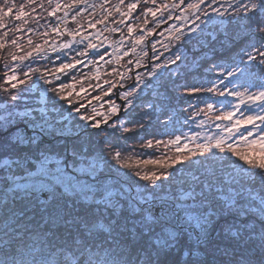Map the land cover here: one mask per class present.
<instances>
[{
    "label": "snow or ice",
    "instance_id": "obj_1",
    "mask_svg": "<svg viewBox=\"0 0 264 264\" xmlns=\"http://www.w3.org/2000/svg\"><path fill=\"white\" fill-rule=\"evenodd\" d=\"M48 2L51 4V0ZM85 2L73 0V6ZM140 2L128 3L126 12L119 5L114 9L121 16L119 24H126L128 33L135 26L126 22ZM155 2L152 0L153 5ZM27 3L32 6L37 0ZM218 4L219 0H198L188 7L202 11L196 21L210 22L213 13L221 19L225 15L230 19L238 17V24L240 20L246 21L247 35L264 38V0H238L227 7ZM201 5L205 7L201 9ZM59 8L57 0L51 15L55 16ZM14 9L16 21L29 16L25 4L17 7L14 0H4L0 6V28L5 27L4 18L11 16ZM32 11L35 12V7ZM158 11L160 8L155 7L139 9L136 19L156 17ZM76 15H80L79 10ZM109 15L111 12L105 13L103 20L89 22L88 27L104 23ZM20 30L17 25L16 31ZM119 30L118 25L115 31ZM99 35L96 34V43L88 40L84 44L87 37L78 42L84 45L83 50L72 51L79 59L59 63L54 72L45 67L52 79L43 74L38 78L52 86L38 89L35 98H26L23 111H16L18 105L11 102L24 97V85L31 91V85L35 84L32 77L40 72L24 62L34 58V53L44 58L49 50H57L54 46L46 49L36 44L23 56H11L15 67L4 65L12 74L0 76V81L10 85L3 89L8 93L9 107L0 116V264H264V187L259 191L249 187L251 179L264 176V78L255 76L249 67L257 64L264 69V40L259 47L248 44L247 49L240 48L230 63H214L209 67V71H218L221 77L228 78V83L240 81L244 93L236 87L227 89L223 79L220 84L208 81L211 86L207 88H189L186 80H182V73L188 67L198 71L209 50L215 59L216 45L231 51L237 43L235 36L218 31L204 35L201 23L194 21L191 28L177 32L175 43L169 41L171 46H163L164 52L157 48L159 41L151 43L149 63L143 67L152 79L146 80L137 71L131 88L119 94L120 104L110 98L116 83L105 80L103 83L108 87L103 90L99 82L94 85L89 82L90 88L101 89L103 97H108L105 102L109 110L103 113L92 106L91 100L85 103L89 92L83 85L75 92L74 83L63 81L68 70L78 65L82 68L89 50L99 61L108 63L107 48L99 41ZM143 41L141 35L136 43ZM11 43L17 45L15 39ZM62 47L68 49L70 45ZM61 59L57 55L56 60ZM141 67L136 61L135 68ZM112 72L116 73L117 68L113 67ZM80 74L86 78V74ZM120 79L123 80L122 75ZM69 80L74 81L75 76ZM141 82L143 87L153 85L161 108L170 102V94L185 97L203 92L225 97L218 103L229 110H220L215 119L228 123L217 124L221 132L199 143L198 134L191 138L176 135L168 141L175 147V155L163 159L149 156L141 161L144 165L157 166L158 171L139 168L133 171L123 163L124 152L139 147L141 151L137 155L145 156L146 149L159 148L164 142L138 137L140 144L125 143L117 148L109 133L105 132V137L98 141L89 129L104 131L102 125H105L112 131L120 128L122 133L145 131V124L125 127L124 123L131 117L117 116L130 110L135 114V100L143 91L139 87ZM103 97L93 99L102 101ZM227 97H236L238 103L232 104ZM204 103L208 111L215 110L214 104ZM100 107L103 108L102 103ZM147 108L155 113L157 104L150 103ZM237 113L239 118L234 119ZM144 115L148 117L150 113ZM114 116L123 122L110 123ZM241 126H245L243 132ZM237 143H242L246 150L241 151L235 146ZM251 152L259 155L250 158Z\"/></svg>",
    "mask_w": 264,
    "mask_h": 264
},
{
    "label": "trees",
    "instance_id": "obj_2",
    "mask_svg": "<svg viewBox=\"0 0 264 264\" xmlns=\"http://www.w3.org/2000/svg\"><path fill=\"white\" fill-rule=\"evenodd\" d=\"M14 2L17 7L21 3L25 4V11L29 12V16L22 18L20 21H16L14 17L16 9H14L11 16L4 18L5 27L0 28V37H4L3 40H0V44L3 45V47H0V76L12 74L4 65L9 64L15 67V62L11 60L13 54L16 56H23L26 52L32 51L36 44H42L46 49H50L54 46L57 50L56 52L49 50L44 58L34 53V58H29L28 61L24 62L25 64H30L33 68H39L40 72L32 77V79L35 80V84L31 85V91H27V84L24 85L23 87L26 89L24 97L19 101L11 102L18 105L15 109L16 111H23L25 99L38 96V89L43 90L44 88L52 86L44 84V82L38 78L39 75L43 74L47 76L49 80L52 79L45 71V67L54 72L59 63L72 62L73 59L80 58L75 56L72 50H83L84 45L78 42L84 37H87L84 44H87L88 40L96 43L98 42L96 40V34H100L99 41H102L107 48L105 61H108V63L99 61L98 57L92 55L91 50H89V56L84 58L82 68L78 65L76 69L68 70V75L63 77V81L65 83H74L75 92H79L80 87L83 85L89 92V95L85 99V103L91 100L92 106H94L97 111L103 113L109 110V105L105 102L108 100V97H103L101 89L93 90L90 88L89 82L93 85L99 82L103 90H107L108 87L107 84L103 83L105 80L110 83H116L117 87L113 89L110 98L115 103L120 104L121 99L119 94L131 88L137 71L142 72L146 80L152 79L147 76V69L143 67V65L149 63V57L152 53L151 43L154 40L159 41L157 48L160 52H164L163 46L169 45V41L175 43L174 36L177 32L186 31L188 28H191L194 21L196 23H201L204 28V35L210 33L215 34L218 31L221 34L235 36L237 43L232 47L231 51L221 49L219 45H216L215 59H213V52L209 50L206 59L201 64L198 71L194 72L191 67H188L186 71L182 73V80H186L189 88L193 86L207 88L211 86L207 83L208 81H214L220 84V80L223 79L227 89L232 90L236 87L237 91L244 93V88L239 87L240 81H236L234 84L228 83V78L221 77L218 71H209V67L214 63H230V58H233L235 52L240 48L247 49L248 44H255L259 47L262 40H264V38L258 34L247 35L244 30L246 21L240 20L238 24L236 22L237 19H239L238 17L230 19L228 15H225L223 19H221L213 13V18L210 22L196 21V16H202V11L197 12L195 9L189 8L188 4L198 3V0H184V2H182V0H156L155 5L152 4V0H141L137 10L133 12L132 17L128 18L126 22L135 26L132 33L127 32L126 24H119L121 16L119 13H116L114 9L119 5L121 11L126 12V5L135 2V0H124V4H120V0H108V3H105V0H86L85 3H81L77 6H73V0H59L60 8L55 16H52L51 12L53 7L56 6L57 0H51V4H49L48 0H37V3L32 6L28 5L27 0H14ZM235 3H238V0H219L217 6L224 5V7H227ZM41 4L43 7L39 6ZM3 5L4 0H0V6ZM66 5L68 7H66ZM101 5H104V7L102 8ZM162 5H167V8H162ZM32 7H35V12L32 11ZM145 7L160 8V11L157 12L156 17L148 15L147 17L141 16L139 19H136V13L139 9ZM204 7V5H201V9ZM84 9H87V11H84ZM78 10L80 11V15H76ZM107 12H111V15L104 20V23H96L95 28L88 27L89 22L103 20ZM73 17H75V19H73ZM177 17H179V19ZM25 19L27 23L24 22ZM145 20L147 23L144 22ZM157 20H162L164 22L157 24ZM17 25L21 27L20 31H16ZM118 25L120 30L115 31ZM29 28L33 30L28 31ZM53 28H58L59 31L54 32L52 31ZM173 29L177 31H173ZM5 32H8L7 36H5ZM13 33L15 34L13 35ZM45 33L47 35H44ZM141 35L144 36V41L137 44L136 41ZM13 39L17 41V45L15 46L11 43ZM29 40H31V44H29ZM45 41H47V43H45ZM65 44L70 45V48L66 49L62 47ZM98 51L103 52L104 49H98ZM125 52H128L127 56L124 55ZM57 55H60L62 59L56 60ZM118 57L120 58L119 61L117 60ZM129 61H131V63H129ZM136 61H139L142 65L140 69L135 68ZM113 67L117 68L116 73L112 72ZM249 67L250 71L255 76L264 78V69H262L261 66L252 64ZM97 68H99V72H97ZM129 69H131V71H129ZM175 70V66H173V71ZM81 72L86 74V78L81 77ZM73 75L75 76V80H69V77ZM121 75L123 76V80L120 79ZM97 76H99V81H97ZM55 83L59 82L57 81ZM5 87L10 88V85L0 81V113L3 109L6 110L9 107L8 93L3 91ZM17 87L20 88L21 86L18 84ZM139 87H143V82L139 84ZM95 96L103 97L102 101L93 99ZM243 98L246 100L247 96L244 95ZM224 99L225 97H218L215 94L203 92L197 93L194 96L185 97H174L170 94V102L166 103L164 107L161 108L155 92L153 91V85L149 84L148 87H143V91L139 93V96L135 100V114H133V110H130L127 114L123 111L117 114L119 117H125L126 115L131 117L128 123H124L125 127H134L139 123H143L145 124V131L122 133L120 128L112 131L105 125H102L104 131L93 129H89V131L92 132L98 141L105 137V132L109 133L117 148H122L125 143L129 146L140 144L141 141L138 137L153 139L154 141L156 139L163 141L164 143L159 148L146 149L145 151L148 155L145 156L137 155V153L141 151L139 147H137L135 151L129 150L123 153V163L126 166H130L133 171L138 168L142 171H158L159 169L157 166L144 165L141 161L149 158V156H152L154 159H163L165 156L171 157L175 155V147L168 144V141L174 139L176 135H181L182 138H191L194 134H198L197 143H199L203 142L207 137H212L221 132V129L216 127V125L220 124L223 126L228 122L218 121L215 119V116L220 114V110H229L226 105H220L218 103L219 100ZM227 100L231 101L232 104L238 103L236 97H227ZM204 101L214 104L215 110L208 111ZM101 103L103 104V108L100 107ZM150 103L157 104L155 113H151V110L147 108V105ZM121 107H123V105H121ZM198 109L203 110V112H198ZM241 111H244V109L242 108ZM145 112H149L150 115L146 117L144 115ZM204 113L207 114L205 115ZM245 114L249 113L245 112ZM239 115L240 114L237 113L234 119L239 118ZM97 118L102 119V117ZM112 121L118 124L123 122L117 119L116 116L112 117L110 123ZM244 127L245 126H241V132H243ZM247 127L251 126L248 125ZM125 136L127 137L126 140L123 138ZM235 140H239V134H236ZM190 146H192L191 143ZM235 146L241 151L246 150L242 143H237ZM258 155V152H251L250 158H255ZM232 159L235 160L236 158L232 157ZM120 174L123 175V170ZM249 187H254L256 191H259L261 187H264V176H256L254 179H251Z\"/></svg>",
    "mask_w": 264,
    "mask_h": 264
},
{
    "label": "rangeland",
    "instance_id": "obj_3",
    "mask_svg": "<svg viewBox=\"0 0 264 264\" xmlns=\"http://www.w3.org/2000/svg\"><path fill=\"white\" fill-rule=\"evenodd\" d=\"M4 112H5V109H3L0 113V116H3L4 115Z\"/></svg>",
    "mask_w": 264,
    "mask_h": 264
}]
</instances>
